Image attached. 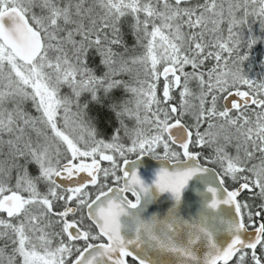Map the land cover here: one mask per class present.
Returning a JSON list of instances; mask_svg holds the SVG:
<instances>
[{"label": "snow or ice", "instance_id": "1", "mask_svg": "<svg viewBox=\"0 0 264 264\" xmlns=\"http://www.w3.org/2000/svg\"><path fill=\"white\" fill-rule=\"evenodd\" d=\"M254 23L264 0H0V264H264ZM121 87L120 127L98 139L80 98Z\"/></svg>", "mask_w": 264, "mask_h": 264}, {"label": "rangeland", "instance_id": "2", "mask_svg": "<svg viewBox=\"0 0 264 264\" xmlns=\"http://www.w3.org/2000/svg\"><path fill=\"white\" fill-rule=\"evenodd\" d=\"M123 31L125 33V44H126L128 49L132 50L133 45H134V40H133V36H132L131 30H130L129 26L127 25V23H125ZM130 38H131V42H130ZM252 47L253 48H258L256 43L254 45H252ZM121 51H123V49ZM91 52H94V50L90 51L89 54H91ZM131 53H134V52L132 51L129 54L131 55ZM94 54H96V53H94ZM251 60L254 61L253 59H251ZM248 61H249V59H247L245 62L247 63ZM88 63H89V65L95 66L94 55H89L88 56ZM242 67H243V65H242ZM91 69L94 72L97 71V69L94 68V67L91 68ZM263 70H264V68H263ZM243 71L245 72V74L247 76H249L250 78H252L254 80H256L258 76H261V79L264 80V73H262V72H261V74H257V72H255L254 70L250 69V71H251V73H250V71L247 72V70L244 69V68H243ZM139 72H140V78L143 79V69L139 70ZM134 75H135V72L133 73V76ZM130 77H132V76H129V75L125 74V75H122L121 79L126 81ZM162 80H163V78H161V84H158V87H162ZM191 87L194 90H196V85H191ZM118 89L121 92H122V90L124 91V94L119 98L121 100L120 104H123L124 102L129 101L130 99H132L131 93L127 92L122 87L118 88ZM62 92L63 93H68L69 89L67 87H65V88L62 89ZM109 93L106 94L103 90L99 91L97 93L98 100H95V101L92 100L91 95L89 93H83L81 98H80V102H81L82 105L83 104H87L88 105V107L85 109V118L88 121H91V123L95 127L96 131L98 132V137L100 135H102V133L104 135L105 134H109L111 136L114 135V133H112V132L108 133L109 131L113 130L112 126H113V123H114V116H113L114 113H113L112 109L110 108L109 101H108ZM29 110H31V108ZM106 111L107 112H111V114H112V116H111V114L109 116L111 119H107L108 120L107 124L105 123L106 114H107ZM101 113L104 116L103 119H102V116L100 115ZM115 123L117 124L118 127H120L119 119H117L115 121ZM133 123H134V121L125 118V124H127L129 127H132Z\"/></svg>", "mask_w": 264, "mask_h": 264}, {"label": "trees", "instance_id": "3", "mask_svg": "<svg viewBox=\"0 0 264 264\" xmlns=\"http://www.w3.org/2000/svg\"><path fill=\"white\" fill-rule=\"evenodd\" d=\"M128 25V24H127ZM222 28H224V35L226 36L227 35V31H226V28H227V25L226 24H223L221 26ZM244 33H245V37L247 35H251L253 38L256 39V44L258 46V48H253L251 47L250 49H247V48H242L241 51L242 52H246L247 54V57L249 59V61L246 63L244 62L243 64V67L244 69L248 71H250V69L254 70L255 72H257V74H261L264 73V32H261L260 30V26L258 23H254L252 25V30H251V33H248L247 32V28L244 29ZM133 36V35H132ZM133 40H134V45H133V52L134 53H131V54H139L142 49H139L137 46H136V43H135V37L133 36ZM130 42H131V38H130ZM122 50V49H120ZM95 52H91V54L89 55H94V58H95V66H92V65H89L88 63V66L90 68H96L97 71H95L94 73L97 75V76H102L103 75V71H104V68H103V65L100 63V57L96 54H94ZM251 59H253L254 61H252ZM215 62L214 61H209V62H206V64L208 66H211L212 64H214ZM138 67V66H137ZM142 68H140L139 70H141ZM190 70V69H188ZM251 73V71H250ZM257 81H260L262 80L261 79V76H258ZM128 83L132 84L133 86H136L135 85V80L133 79V76L130 77L128 80H126ZM161 84V83H160ZM191 85H195V83H192ZM190 85V86H191ZM122 90V89H121ZM102 91V90H100ZM124 94V91L122 90V92L116 88V89H113L112 91H110L109 95H108V101H109V106L110 108L112 109V105L113 104H120V97ZM31 111V110H30ZM106 120H105V123L107 124L108 123V120L107 119H111L109 116L111 114V112H107L106 111ZM114 113V112H113ZM102 116V119L104 118L103 114L101 113L100 114ZM112 116V114H111ZM114 116V123H113V126H112V131H109L108 133L112 132L115 134V130L117 128H119L117 126V124L115 123V121L118 119L115 115V113L113 114ZM104 122V121H103ZM121 135H123V133H121ZM111 135L109 134H103L100 135L99 137H97L98 139H105V140H110V137ZM103 166H107V163H103Z\"/></svg>", "mask_w": 264, "mask_h": 264}, {"label": "water", "instance_id": "4", "mask_svg": "<svg viewBox=\"0 0 264 264\" xmlns=\"http://www.w3.org/2000/svg\"><path fill=\"white\" fill-rule=\"evenodd\" d=\"M157 162L152 160L151 158H145L144 163L140 165V171L144 175L145 178H148L151 175L152 169L156 166ZM169 202L167 200H163L162 202L153 205V211L166 210ZM183 207L185 212L189 214H194L198 209V197L194 191L191 189L185 192L184 195V204Z\"/></svg>", "mask_w": 264, "mask_h": 264}, {"label": "flooded vegetation", "instance_id": "5", "mask_svg": "<svg viewBox=\"0 0 264 264\" xmlns=\"http://www.w3.org/2000/svg\"><path fill=\"white\" fill-rule=\"evenodd\" d=\"M104 162H102L103 165ZM107 163V162H105ZM228 184L231 185V181H228ZM246 199L248 200L249 203H255V201L253 200V198L251 196H247ZM257 222L259 223V218H257Z\"/></svg>", "mask_w": 264, "mask_h": 264}]
</instances>
